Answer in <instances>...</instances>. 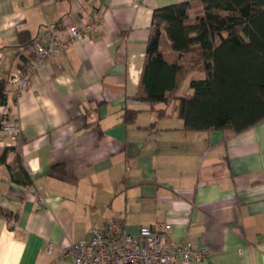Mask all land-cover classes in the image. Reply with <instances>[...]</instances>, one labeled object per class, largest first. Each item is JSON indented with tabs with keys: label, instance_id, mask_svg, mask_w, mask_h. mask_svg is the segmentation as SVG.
Wrapping results in <instances>:
<instances>
[{
	"label": "crops",
	"instance_id": "crops-1",
	"mask_svg": "<svg viewBox=\"0 0 264 264\" xmlns=\"http://www.w3.org/2000/svg\"><path fill=\"white\" fill-rule=\"evenodd\" d=\"M184 1L196 0H0L1 78L27 61L18 30L36 39L59 22L101 19L98 35L40 67L20 99L9 86L20 137L0 125V207L18 216H0V264H74L65 247L115 216L133 234L159 224L169 244L208 248L194 264H264V122L186 131L135 97L154 10ZM161 49L171 50L165 32ZM127 109L139 111L132 124Z\"/></svg>",
	"mask_w": 264,
	"mask_h": 264
},
{
	"label": "trees",
	"instance_id": "trees-1",
	"mask_svg": "<svg viewBox=\"0 0 264 264\" xmlns=\"http://www.w3.org/2000/svg\"><path fill=\"white\" fill-rule=\"evenodd\" d=\"M194 8L200 9L191 17ZM164 32L171 42L167 52L161 49ZM17 36L24 49L37 39L25 29ZM190 77L192 92L178 95ZM8 90L9 78L0 77V106L7 105ZM135 97L160 116L182 119L186 131L240 133L264 122V0H196L156 8ZM161 102L166 108L157 109ZM138 113L127 109L124 123H134ZM0 216L12 221L18 214L0 207Z\"/></svg>",
	"mask_w": 264,
	"mask_h": 264
},
{
	"label": "built area",
	"instance_id": "built-area-1",
	"mask_svg": "<svg viewBox=\"0 0 264 264\" xmlns=\"http://www.w3.org/2000/svg\"><path fill=\"white\" fill-rule=\"evenodd\" d=\"M100 25L101 19H91L73 25L59 22L50 26L28 47L25 66L9 77V86L15 97L20 99L29 91L40 67L66 53L79 38L98 35ZM0 108L2 130L17 140L20 137L19 126L10 120L7 105ZM29 191L38 202H46L37 186H31ZM63 255L70 257L74 264H194L208 257L210 250L196 247L186 240L169 244L159 224L144 225L133 234L128 230L126 219L115 216L105 227L93 228L89 237L66 246Z\"/></svg>",
	"mask_w": 264,
	"mask_h": 264
},
{
	"label": "rangeland",
	"instance_id": "rangeland-1",
	"mask_svg": "<svg viewBox=\"0 0 264 264\" xmlns=\"http://www.w3.org/2000/svg\"><path fill=\"white\" fill-rule=\"evenodd\" d=\"M196 76H199V74H196ZM189 80L186 82V84L181 88L179 95L185 94L186 91H189V86H188ZM176 118V117H173ZM165 123V122H164Z\"/></svg>",
	"mask_w": 264,
	"mask_h": 264
}]
</instances>
